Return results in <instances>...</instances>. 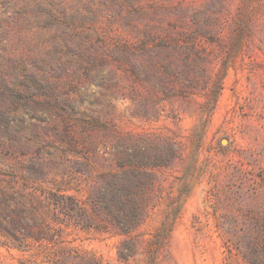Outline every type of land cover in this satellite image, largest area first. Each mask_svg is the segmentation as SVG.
Returning a JSON list of instances; mask_svg holds the SVG:
<instances>
[{
    "label": "rangeland",
    "instance_id": "rangeland-1",
    "mask_svg": "<svg viewBox=\"0 0 264 264\" xmlns=\"http://www.w3.org/2000/svg\"><path fill=\"white\" fill-rule=\"evenodd\" d=\"M60 1L94 51L29 105L0 65V264H264V0Z\"/></svg>",
    "mask_w": 264,
    "mask_h": 264
},
{
    "label": "trees",
    "instance_id": "trees-1",
    "mask_svg": "<svg viewBox=\"0 0 264 264\" xmlns=\"http://www.w3.org/2000/svg\"><path fill=\"white\" fill-rule=\"evenodd\" d=\"M78 11L71 12L69 6L60 0H35L26 12L30 13L31 24L41 29L40 34L35 39H18L17 42L4 39L0 44V65L3 64L4 70L13 69L20 76L12 83L7 80L4 83L16 99L26 105L35 103L37 99L30 92L46 91L53 84H60L61 74L69 67L66 57L84 58L93 53L94 39H89L74 25H81L87 20L93 21L94 15L90 19ZM70 26H73V29L67 32ZM77 36L80 39H75ZM20 43L21 54L12 57L9 51ZM138 45L141 48L148 46L147 42H140ZM56 78L59 80H54ZM57 98L58 96L54 97V100ZM113 211L118 217L122 214L120 211H124V215L133 214L132 217H136L138 213L132 209L130 212L125 203L117 204ZM116 215L114 217H117ZM124 215L122 214L123 217Z\"/></svg>",
    "mask_w": 264,
    "mask_h": 264
}]
</instances>
